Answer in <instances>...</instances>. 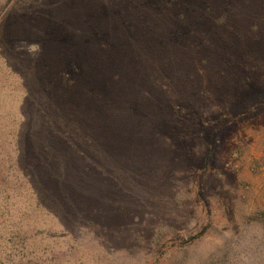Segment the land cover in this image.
Masks as SVG:
<instances>
[{
    "label": "rangeland",
    "instance_id": "obj_1",
    "mask_svg": "<svg viewBox=\"0 0 264 264\" xmlns=\"http://www.w3.org/2000/svg\"><path fill=\"white\" fill-rule=\"evenodd\" d=\"M187 3L0 0V264H264V0Z\"/></svg>",
    "mask_w": 264,
    "mask_h": 264
},
{
    "label": "trees",
    "instance_id": "obj_2",
    "mask_svg": "<svg viewBox=\"0 0 264 264\" xmlns=\"http://www.w3.org/2000/svg\"><path fill=\"white\" fill-rule=\"evenodd\" d=\"M106 2L111 6L109 8L106 7L107 14L104 10L105 5H101L102 0H96L97 11L94 13V17L92 18V20H97V34L100 33L99 38L102 36L101 33H103L104 30L102 22V20H105L104 16L108 19H110L109 17L112 18L110 22L112 24L114 23V27H119V25L124 27V32L127 26L126 24L118 21L121 20V16L123 17V22H129L130 24L150 18L149 20L150 22H153V25L147 26H154L159 22L166 24L175 21L172 14L178 13L180 15V12H183V10L186 12L192 10L188 7L187 0H106ZM98 5L101 7L98 8ZM138 6H140V8ZM197 6L198 5H195V7ZM136 10H139L140 12H137ZM97 12L98 14L96 15ZM117 38L118 37L116 36V39ZM104 44L105 43L101 45ZM115 50L119 51L118 48Z\"/></svg>",
    "mask_w": 264,
    "mask_h": 264
}]
</instances>
